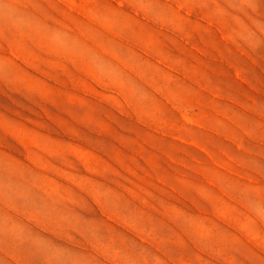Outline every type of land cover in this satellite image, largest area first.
Masks as SVG:
<instances>
[{"label":"rangeland","instance_id":"374dc122","mask_svg":"<svg viewBox=\"0 0 264 264\" xmlns=\"http://www.w3.org/2000/svg\"><path fill=\"white\" fill-rule=\"evenodd\" d=\"M0 264H264V0H0Z\"/></svg>","mask_w":264,"mask_h":264},{"label":"bare ground","instance_id":"6f19581e","mask_svg":"<svg viewBox=\"0 0 264 264\" xmlns=\"http://www.w3.org/2000/svg\"><path fill=\"white\" fill-rule=\"evenodd\" d=\"M60 1V0H59ZM73 10V9H72ZM54 11V10H53ZM90 21V20H89ZM93 23V22H92ZM96 24V23H95ZM73 32V31H72ZM71 32V33H72ZM75 34V33H74ZM35 35V34H34ZM81 35V34H80ZM82 36V35H81ZM9 41V40H8ZM45 42V41H44ZM13 43V42H12ZM8 44V43H7ZM11 47V46H10ZM12 51V50H11ZM16 56V55H15ZM18 58V57H17ZM88 60V59H87ZM95 82V81H94ZM98 85V84H97Z\"/></svg>","mask_w":264,"mask_h":264}]
</instances>
